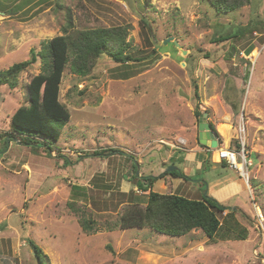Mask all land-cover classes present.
<instances>
[{"label": "rangeland", "instance_id": "374dc122", "mask_svg": "<svg viewBox=\"0 0 264 264\" xmlns=\"http://www.w3.org/2000/svg\"><path fill=\"white\" fill-rule=\"evenodd\" d=\"M101 28L125 29L137 61L102 55L86 77L66 67L59 99L71 120L57 150L0 140V264H38L29 240L47 264H264L257 216H264V0L225 14L207 0H0V70L31 61L55 37ZM43 71L37 56L16 89L0 87V133L29 105L27 86ZM201 117L216 127L219 148L245 147L251 163L245 172L253 196L243 190L237 197L254 214L243 222L246 240L234 224L213 239L201 230L172 237L116 228L124 208L147 204L138 177L184 170L180 160L200 147ZM217 149L209 153L213 163ZM100 151L106 156L94 157ZM204 166L194 179L207 181L200 192L188 193L196 182L175 178L168 179L173 187L161 180L152 189L201 199L209 180L234 175ZM215 198L225 206L235 200ZM70 201L95 220L91 234L68 210Z\"/></svg>", "mask_w": 264, "mask_h": 264}, {"label": "trees", "instance_id": "16d2710c", "mask_svg": "<svg viewBox=\"0 0 264 264\" xmlns=\"http://www.w3.org/2000/svg\"><path fill=\"white\" fill-rule=\"evenodd\" d=\"M147 1L150 2V0ZM207 1L217 13L221 14L235 12L251 4V0ZM68 27L72 28L71 24ZM129 48L130 45L126 43V31L123 28L87 29L67 36L55 37L49 40L37 55L33 52L32 62L24 61L12 65L7 70H0V87L7 86L13 90L18 86L19 75L36 62L37 56L44 64V71L34 76L27 86L29 105L21 106L14 113L10 121V130L0 133V140H4L6 144L16 141L27 147L42 146L50 154L55 152L56 143L65 125L71 120L69 109L59 99L66 67L71 63L73 74L86 77L92 72L102 55H109L116 62L124 64L137 61L129 54ZM196 95L198 96V93ZM196 116H200L199 112H196ZM210 125L221 145L220 134L214 124L210 123ZM199 145L204 149H210L201 145L200 142ZM238 148L241 149L240 144ZM105 153L107 151L95 152L94 157H105ZM222 164L226 163L222 162ZM164 176L191 180L181 169L166 171L156 177H138V190L149 192L147 204L143 207L134 203L124 208L114 224L116 228L121 230L150 228L172 237L186 236L195 230H201L205 236L213 239L222 229L234 224L233 226L236 227L233 230L236 231L239 228L241 231L237 237L242 240L247 238V229L236 220L235 215L238 211L225 207L208 194L202 196L201 199H191L178 194L154 192L152 186ZM145 181L149 185L143 188L145 185L139 183ZM67 208L77 218L84 233L91 234L95 230L96 222L91 216H86L87 212L83 206L76 201H70L67 203ZM221 215H224L223 220L220 219ZM242 216L245 219L249 218L245 213H242ZM28 242L38 264H47L48 257L43 250L32 240Z\"/></svg>", "mask_w": 264, "mask_h": 264}, {"label": "crops", "instance_id": "0c3cea01", "mask_svg": "<svg viewBox=\"0 0 264 264\" xmlns=\"http://www.w3.org/2000/svg\"><path fill=\"white\" fill-rule=\"evenodd\" d=\"M209 157H210L209 151L207 149L201 148V146L200 147L198 146L194 149L189 150L188 158L185 157L184 160H182V161L180 160V162L183 163V166H184L183 171H184L185 175L187 177L191 178V180H184V179L183 180L185 182H190L191 184H194L195 182H196L195 184H197V185L194 184L192 189L187 188L188 193L190 191H192V193L200 192L202 189L204 190L206 188L207 181L203 180L200 183H197L198 181L194 180L199 173L198 171H200L201 169H205L204 165H207V168L209 166V168L212 170H220L219 172H222V171L233 172L234 175L233 174H232V176L227 175L226 179L223 181H217L216 183H213V182H211V180H209L208 185H209V189H211V190H208V191H213L212 193H213L214 199H216L215 196L216 197L220 196V194L223 197H226L228 200H231L232 198H234L235 199L234 202L231 203L232 206H225V205L224 206L227 208H231V210H232V208H234L233 210L238 211V213L235 215L236 220H238L244 226V224H243L244 220L249 221L250 220L249 218H252L254 216V214H251L250 210H246L245 206L241 204V202L237 199V197L239 196V194H241V192L243 190H247L249 192V195L252 194V196H253V193L250 192V190H253L251 188L252 186L248 182H246L245 179L240 177L237 172L232 170L227 164H222V162L219 161V158H218V161H219L218 163H213L210 161ZM161 171L163 173H165V170H161ZM142 176H140V177H142ZM151 176L156 177L157 175H151ZM145 177H148V176H145ZM171 178H173V177L165 176L164 178L159 179L158 181L167 180L168 185L173 187V183L171 181H168V179L170 180ZM175 179H182V178H175ZM139 184L145 185V186H143V188L144 187L146 188L147 185H149L148 182H146V181L144 183L140 182ZM198 185H199V187L197 188ZM136 186H137V184H136ZM202 186H203V188H202ZM141 192L146 196L149 193V192H144L143 190ZM188 193H186V194H188ZM208 193L209 192H207V194ZM170 194H175V192L170 191ZM186 194L184 196H187ZM219 199H220V201H223V200H221V198H219ZM220 204H222V203H220ZM242 213H245L249 218L245 219L242 216ZM195 231H198V230H195Z\"/></svg>", "mask_w": 264, "mask_h": 264}, {"label": "built area", "instance_id": "2783aa9c", "mask_svg": "<svg viewBox=\"0 0 264 264\" xmlns=\"http://www.w3.org/2000/svg\"><path fill=\"white\" fill-rule=\"evenodd\" d=\"M181 143L185 144L184 141H181ZM209 152L213 153L214 150L209 149ZM216 152L218 154L219 161L225 162L232 170L237 172L240 177L245 179L246 182L248 181L245 170H248L251 163L248 160L245 147L243 148V150H241V152H237L236 150L231 148H219ZM238 157H240L241 162H238ZM223 214L226 215L227 213ZM257 216L260 221H264V216L261 211H258Z\"/></svg>", "mask_w": 264, "mask_h": 264}, {"label": "water", "instance_id": "95a60500", "mask_svg": "<svg viewBox=\"0 0 264 264\" xmlns=\"http://www.w3.org/2000/svg\"><path fill=\"white\" fill-rule=\"evenodd\" d=\"M170 40L165 41V44L170 42ZM161 43V42H159ZM174 43L176 44L177 47H179V43L177 41H174ZM187 53V52H184ZM199 141L201 145H204L210 149H217L219 147V142L218 139L215 135V133L212 130V127L210 125V123H207L205 120L202 119V117L200 118V124H199ZM16 142V141H15ZM179 170L176 167H170L169 168V172L172 171H176ZM207 192H208V188H207ZM207 195V193L205 194ZM234 208H232L233 210Z\"/></svg>", "mask_w": 264, "mask_h": 264}, {"label": "bare ground", "instance_id": "6f19581e", "mask_svg": "<svg viewBox=\"0 0 264 264\" xmlns=\"http://www.w3.org/2000/svg\"><path fill=\"white\" fill-rule=\"evenodd\" d=\"M257 55V52L255 51L254 53H253V56H256Z\"/></svg>", "mask_w": 264, "mask_h": 264}, {"label": "clouds", "instance_id": "9594fccd", "mask_svg": "<svg viewBox=\"0 0 264 264\" xmlns=\"http://www.w3.org/2000/svg\"><path fill=\"white\" fill-rule=\"evenodd\" d=\"M218 149H219V147H218ZM218 149H217V150H218ZM213 150H214V149H213ZM247 182H249V181H247Z\"/></svg>", "mask_w": 264, "mask_h": 264}]
</instances>
